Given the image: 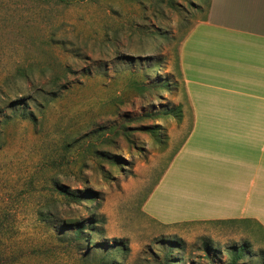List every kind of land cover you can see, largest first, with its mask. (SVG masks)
<instances>
[{
    "label": "rangeland",
    "instance_id": "rangeland-1",
    "mask_svg": "<svg viewBox=\"0 0 264 264\" xmlns=\"http://www.w3.org/2000/svg\"><path fill=\"white\" fill-rule=\"evenodd\" d=\"M209 1L0 0V264L264 263L233 228L143 211L182 145L178 56Z\"/></svg>",
    "mask_w": 264,
    "mask_h": 264
},
{
    "label": "crops",
    "instance_id": "crops-1",
    "mask_svg": "<svg viewBox=\"0 0 264 264\" xmlns=\"http://www.w3.org/2000/svg\"><path fill=\"white\" fill-rule=\"evenodd\" d=\"M178 70L183 141L143 211L164 227L233 228L264 251V0H211Z\"/></svg>",
    "mask_w": 264,
    "mask_h": 264
},
{
    "label": "trees",
    "instance_id": "trees-1",
    "mask_svg": "<svg viewBox=\"0 0 264 264\" xmlns=\"http://www.w3.org/2000/svg\"><path fill=\"white\" fill-rule=\"evenodd\" d=\"M35 1L46 3V2H48L49 0H35ZM59 1L63 2L64 0H59ZM210 2H211V0H210L209 3H208V8H209V5H210ZM175 248L178 249V250H181V249L179 248V246H176ZM247 249H248L247 247L243 246V247H242V250H240L241 253H240V252H239L240 254L238 253V255H237V257L234 259V262H233V263H237L239 260H242L246 255H249V252H248L249 250L247 251ZM121 250L124 251V252H127L128 248H127L126 246H123V247L121 248ZM262 258H263V262H264V253H263V255H262ZM166 264H170V261L167 260ZM263 264H264V263H263Z\"/></svg>",
    "mask_w": 264,
    "mask_h": 264
}]
</instances>
